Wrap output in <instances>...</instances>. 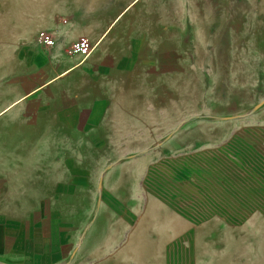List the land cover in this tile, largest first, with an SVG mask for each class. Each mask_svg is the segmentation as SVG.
Here are the masks:
<instances>
[{"label": "rangeland", "instance_id": "1", "mask_svg": "<svg viewBox=\"0 0 264 264\" xmlns=\"http://www.w3.org/2000/svg\"><path fill=\"white\" fill-rule=\"evenodd\" d=\"M117 1L0 0L1 75L34 37L49 54L65 43L54 13L67 22ZM128 11L176 60L158 88L146 84L143 115L118 119L127 132L106 133L98 155L113 163L93 166V188H117L104 199L128 201L142 228L128 263L264 264V0H137Z\"/></svg>", "mask_w": 264, "mask_h": 264}, {"label": "crops", "instance_id": "2", "mask_svg": "<svg viewBox=\"0 0 264 264\" xmlns=\"http://www.w3.org/2000/svg\"><path fill=\"white\" fill-rule=\"evenodd\" d=\"M136 1L76 9L67 22L54 13L65 43L49 54L35 30L0 73V264L137 261L133 208L91 182L93 166L113 163L98 155L113 140L106 133L127 132L118 119L142 116L146 84L154 91L161 68L176 63L139 29L128 11ZM157 212L145 210L149 220Z\"/></svg>", "mask_w": 264, "mask_h": 264}]
</instances>
